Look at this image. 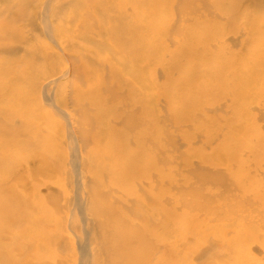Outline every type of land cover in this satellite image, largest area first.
<instances>
[{"label":"rangeland","instance_id":"374dc122","mask_svg":"<svg viewBox=\"0 0 264 264\" xmlns=\"http://www.w3.org/2000/svg\"><path fill=\"white\" fill-rule=\"evenodd\" d=\"M47 1L0 0V9L5 11L2 17L4 23L0 27L4 36L15 38L17 30L27 35L24 45L19 49L6 48L11 58L0 59V66H4L0 68L5 72L0 76V85L25 88L27 84L24 78H30L31 83L36 82L35 71L38 69L44 74L43 79L52 76L53 79L57 74L68 73L66 79L44 90L32 106L27 100L9 104L0 102V130L7 127L1 120L5 115H35L44 110L47 116V126L30 134L34 144L30 142L27 146H7L4 137L0 135V184L16 186L19 191L29 194L30 199H27L26 205L38 200L47 209L44 211L46 225H43V231L31 229L23 237L24 245L17 246L15 250L3 247L2 252L5 249L14 250L20 262L25 264H53L61 258L66 264H91L93 261L90 257L86 261L83 255L89 240L83 234L85 229L92 227L91 216L87 211L90 209V199L85 189V180L89 176L86 172L93 165L91 160L103 159L106 155L109 157L106 162L112 161L120 166L123 163L115 158V146H109L107 140L94 141L91 147H97L95 151L87 150L82 142V136L86 134L81 125L84 121L81 119L82 113L88 117L90 115L94 120L98 116L93 107L95 104L87 101L82 88L88 90L90 86L95 89L106 83L120 91L136 83L129 75L117 74L116 68L122 65L124 51L120 48L131 44L128 41L130 32L121 28L125 24L122 14H125V21L132 20L131 14L135 11L138 14L135 19L139 23V37H149L150 45L154 47L153 51H146L145 65L137 62L134 67L143 70L144 66L146 69V78L143 80L145 101L136 97L130 101L140 112L147 114V120H139L138 124L146 133L155 132L158 127L163 129L164 141L170 142L165 158L178 161L172 169L175 176L188 177L189 173L197 171L200 179H190L194 187L214 186L215 192L223 195L224 199L213 209L223 212L227 210L222 218L214 215L196 222L197 225L209 227L205 242L191 235L181 238L177 225L190 227L185 221L187 215L184 212L168 216L175 230L169 233L170 238H163L161 245L177 253L178 258L162 254L160 259L168 264H219L215 258L222 255L220 264H226L235 255L238 259L236 264H264V163L256 162L258 158L264 161V58L260 54L252 55V44L257 43L259 38L249 36L246 29V12L257 10L259 0H246L241 4H232L230 0H193L192 7L187 10L181 8V0H148L146 5L139 0L135 5L132 0H121L125 5L120 12V6H114L108 0ZM94 2L101 4L102 11H93ZM260 3L264 10V1ZM113 7L116 9L111 11ZM114 17L119 18L115 19L119 26L114 34L107 36V24H111L110 18ZM12 18H15L16 28L5 22ZM70 26L89 30L82 32ZM146 28H150L147 33L143 31ZM96 34L104 37V40L96 41ZM91 36L93 38H89ZM87 38L90 43H84ZM143 46V42L137 45L146 50ZM257 49L260 51L259 46ZM185 54L189 56L185 57ZM97 55L104 62L95 63ZM175 55L181 56L176 64L172 59ZM226 56L237 58L235 67L225 64ZM30 60L36 63L34 67L30 66ZM76 62H79L80 72L75 67ZM250 72L254 74L252 78L247 77ZM96 107L100 109L99 112H108L107 118L99 114L103 118L96 125L113 120L109 125L111 135H125L128 125L124 118L115 113L119 112L116 100L112 104L101 102ZM190 115L192 119L183 121V117ZM229 123L234 124L235 128L231 129ZM42 140L48 141L50 145L40 153L36 143ZM159 142L154 137L146 146L139 147L152 154L156 145H160ZM239 143L246 147H241L239 154L232 153L239 149ZM183 157L189 159L187 165L181 164ZM209 176L219 179L213 183ZM100 179L99 185L107 182L105 178ZM81 193L85 196L81 197ZM184 193L191 200L205 201L193 193ZM168 197L183 199L173 190L168 191ZM129 198L117 196L116 202L123 200V203L127 199L133 202L137 196ZM238 203H243L244 209L235 208ZM120 207L123 208V205ZM35 211L26 210V215H36ZM143 217L154 219L149 213ZM15 229L10 228L9 231L21 235L22 231ZM151 230L158 233L153 227ZM50 231L54 233V238L45 246L42 244L43 234ZM1 237L9 236L1 233ZM98 242V245L100 242L102 246L106 245L104 239ZM223 243H229L230 248ZM207 248L213 257L218 256L213 260L201 257L199 254ZM192 250L193 253H190Z\"/></svg>","mask_w":264,"mask_h":264},{"label":"bare ground","instance_id":"6f19581e","mask_svg":"<svg viewBox=\"0 0 264 264\" xmlns=\"http://www.w3.org/2000/svg\"><path fill=\"white\" fill-rule=\"evenodd\" d=\"M42 1L48 2L47 0H42ZM108 1L111 2V4L114 6L116 5H118V7L120 6L119 12L121 9H123L122 7L125 5L123 2H121V0H108ZM139 1L145 5L148 4V0H139ZM243 1L246 0H230L229 2H232V4L239 2L241 4ZM252 1L253 0H251V2ZM262 1L264 0L258 1V5L260 4L261 6L259 5V7L256 8L257 10L246 12L248 15V24L246 29L248 30L249 36H251L252 38H259L257 43L255 42L254 44H252V55L254 56L260 54L264 58V10L262 8V4L260 3ZM132 3L135 5L136 3H138V1L132 0ZM180 4L183 10H187V8L192 7L193 0H181ZM242 6L241 8L244 9V6L243 7ZM92 8L93 11L95 10L102 11L101 4L97 2L93 3ZM114 8L115 7L111 8L110 10L113 11ZM61 9H64L65 11L64 7H62ZM133 9L136 10V7H134ZM82 11L84 12L85 10H81V12ZM4 12H5L4 10L0 9V27H2L4 23V20L2 19V17L4 16L3 15ZM54 12L55 11H53V13ZM243 12L245 11L243 10ZM78 13H80V9L78 10ZM88 13H90V11H88ZM131 17L133 18L132 20L129 19L130 21L129 20L125 21V14H122V21L125 22V24H123L121 28L123 30H127L130 32V38L128 39V41L131 42V44L127 45L128 47L126 46L120 48V50L124 51V53H122L123 56L121 62L122 65L116 66V68L118 69L117 74H126L125 76L129 75V77H131V80L135 81L136 83H134L131 87H124L120 89V91L115 90L106 83H104L103 86H99L95 89H92V87L90 86L88 87V90H84L82 88L83 94H85V98L87 99V101H91L92 104H95L93 105V107H95L96 113L98 114L96 120H94L90 118V115L88 117L82 113L83 117L81 119L84 121L82 122L83 124L81 123V125L86 130V134L82 136V142L86 145L87 150L95 151V148L97 147L94 148L91 147L94 141L97 142V141L107 140L109 142L108 144H110L109 146L111 145L115 146L113 148L115 158H119L120 161L123 163V165L120 166L118 163H114L112 161L106 162V160L109 158L106 155L103 159L101 158L98 160H91L93 165H91L86 172L87 174H89V176L85 180L86 181L85 189H86L87 197L89 196L88 198L90 199V207H89L90 209L86 206L89 209L86 210L89 211L88 213L91 216L90 220L92 223V227L91 229H85V234H83V235H87L89 238L87 245L85 246L86 248L83 251V255L86 261L88 260L89 257L91 258V260H93L91 264H168L164 262L163 259H160L159 256L162 254L165 256V254H167L168 256H170V258H172L173 256L178 258L177 253H175L172 250H166V247L161 245V241L163 240V238L165 237L170 238L169 233L175 230V226L173 225V222L170 221L171 217L169 219L168 216L170 215L175 216V214L177 215V213L184 212L187 215L186 217L187 219L185 221L188 223L190 227H187L186 225H182V226L177 225L181 238L184 239L187 238L189 235H191L192 237L197 236V238L199 237L203 241L204 239H206V235H207L206 233L208 232L209 227L200 224L197 225L196 222L201 218H206L214 215L217 216L216 218H222L224 212L227 211L226 209L224 212L218 209H213V208H217L218 205L216 204L223 201L224 199L223 195L221 194L219 195L218 193L215 192L216 189L214 186H203L201 188L194 187L191 181L200 179L197 171L194 172L191 170L192 172L189 173L188 177L180 178L178 176H175V174L172 172V169H174L175 164H178V161L173 158L172 159L165 158V154H167L166 151L167 145H169L170 142L164 141L165 131L163 129L158 127L155 130V132L146 133L143 127L138 124L139 120L140 122L141 121L144 122L145 120H147V114L146 112H140V110L134 107L132 103L130 104V101L132 100L133 97L139 98L140 101H145V97L143 95L145 92L143 88V80L146 78V69L143 65H142L143 70H137L134 67L137 62H142L145 65L146 51H148L149 53L150 51H153L154 47L150 45L151 42H149L150 41L149 37L147 36L139 37L140 34V30L138 28L139 23L135 19L138 17V14L134 11V13L131 14ZM110 19H112L111 24L110 23L107 24L108 26L106 27V29H108V31H106L108 32L107 36H109L110 34L111 35L114 34L116 32L115 29H117L119 26L117 21L115 20L119 18L114 17ZM5 22H9L12 28L13 27L16 28V24H14L16 23L15 18H12L11 20L7 19L5 20ZM64 27L69 28L68 26H64ZM70 27L73 29H79V31L81 30L80 26H70ZM84 30L86 31L89 29L83 28V30L81 31L84 32ZM148 30H150V28L143 29L145 33H147ZM16 32L17 35L15 36V38H6L3 32L0 30V59L2 58L4 59L6 57L11 58V55L8 52H6L7 47H13L14 50H17L24 45V41L27 38V35L22 32H19L18 30ZM93 36L89 38H93ZM96 36H94L96 37V41L104 40V37H101V35L96 34ZM85 41L86 42L84 43H90V40L88 38ZM141 42L145 44V46L143 47H146V50L137 47V45ZM82 46L83 45L81 44V47ZM258 46L260 47V51H258L257 49ZM70 51H72V49ZM185 55H186L185 57L189 56L187 54ZM96 57H98V59L95 61V63H98V61L104 62V60L100 58L98 55ZM178 58H181V56H177V55L173 56L172 59L174 60V64H176V62L179 61ZM225 60H226L225 64L227 66L229 67L236 66L237 63L236 57L228 58L226 56ZM35 65L36 63L30 60V66L34 67ZM0 67H4V66H0ZM75 67L77 71L80 72V70H78L79 62H76ZM232 73L235 74L236 72L235 73L232 72ZM4 74H5L4 69L0 68V76ZM61 74L55 75L53 79H52L53 76L51 78L43 79L44 74H42V72H40V70L38 69L35 71V79H37L36 82L31 83L29 81L30 78L28 77L24 78L27 84V87L25 88L18 85H11V86L0 85V102L9 104L15 102L19 103V102H23V100H27L28 104L32 106L35 101L37 102V100L40 99L41 96L40 94L44 90H48L53 83H59L60 81L68 77V73L63 74L62 76ZM253 75L254 74L250 72L248 73L247 77L252 78ZM40 83H42V86H40ZM65 96L66 94H64V97ZM115 100H116V107L119 109V112H115V113H117L120 117L124 118L128 125V127L125 129L127 130L125 132V135L123 134L111 135V133L109 132V129L111 127L109 125L112 123L113 120H111V122L106 121L96 125V122H98L100 118H103V116L100 117L99 114H103L107 118V113H108V112H99L100 109L97 108L96 106H98V104L101 102L112 104L113 102H115ZM83 105L84 104H82V106ZM191 113L194 114L196 112H190V114ZM46 117L47 116L44 110L41 111V114L38 113L35 115H30V114H26V115L16 114L11 116L5 115L1 117V120L5 122V125L7 127L0 130V135L4 137L7 146H14V147L18 145L27 146L29 145L30 142L34 144L35 141L34 139L30 138L31 137L30 134L34 133L37 130H40V127L47 126L45 125V121L47 120ZM192 117H193L192 115L188 117H183V121L185 120L189 121L190 119H192ZM85 119L87 122L85 121ZM84 123L86 124L84 125ZM229 127H231V129L235 128L234 124L231 123H229ZM56 134L58 135V133ZM154 137L160 140L159 142L160 145H158L159 147L156 145V148L152 151V154L149 153V151L139 147L141 145L146 146L149 143V141ZM54 139L56 141V138ZM48 141L42 140L41 142L36 143L38 152L41 153L44 152L45 149L46 150L48 149L47 146L50 145L49 143L50 141L49 142ZM223 143L225 144V142ZM238 146L239 149L232 153L239 154L241 152V147L242 148L246 147V145H242L241 143H239ZM0 147H2V145H0ZM1 151L2 149H0V155L2 154ZM188 161H189L188 158L184 159L183 157V160L181 161L183 163L181 164L187 165ZM256 162L257 164L264 163L263 158H258ZM46 166H48V162L46 163ZM240 166L243 167L244 164L241 163ZM45 168L46 167H44L42 170H44ZM209 177H210V181L213 183L215 182V180L219 179V177H214V176H209ZM100 178L101 179L105 178L107 182L102 183V185H99ZM47 183L44 182V184ZM61 188L63 189V187ZM65 190L66 189H64V191ZM171 190L178 192L181 196H183V199L181 200L170 199L168 197V191ZM184 192L193 193L195 196L198 195L200 198H204L205 201L202 202V201L191 200L188 198V196L185 195ZM82 193L80 194L81 197L83 195ZM33 194L34 196H36V193L33 192ZM117 196H122L124 198H128L129 200H130L129 198L130 196H137V199L134 200L133 202H130L127 199L123 203H121L123 201L121 199L122 201L118 203L120 205H123L122 208L116 202ZM83 198H84L83 200L85 201V197ZM27 199H30L29 194H27L24 191L23 192L19 191L16 186H11L8 184H2V185L0 184V264H25L23 262L21 263L19 256L14 253L15 248H17V246H22L25 244L23 242V237L27 236V234L30 232L31 229L36 228L37 231L44 230L43 225L44 224L46 225V217L44 211L47 210L45 205L43 204L42 201L41 203L38 200L36 201L33 200L31 201L30 205H26ZM68 203L72 204V202H68ZM243 206H245L243 203H238L234 207L241 209L243 208ZM233 209L234 208H232V210ZM26 210H31V211L36 210L37 214L26 215ZM67 211L68 208L65 212L67 213ZM147 213L152 214L154 219L150 220L144 218L143 216ZM77 223L79 222L77 221ZM80 227L82 228V226ZM152 227L157 229L158 233H154V230H151ZM10 228H14V229L17 228L21 230L22 231L21 235L20 234L15 235L14 233H11L9 231ZM1 233L8 234L9 237H1ZM43 236L44 237L42 238V244L47 246L54 238V233L50 231L49 233L47 232L46 234H43ZM102 239L106 241V245L103 244L105 246L101 245L102 242H100L101 246L97 244V242ZM224 245H226L227 248H230L229 243ZM3 247L13 248L14 250L5 249V252H2ZM73 251L74 249L72 250V252ZM97 253L100 254L97 255ZM190 253H193V250L190 251ZM67 254L69 253L67 252ZM199 255H201V257H207L208 260L209 259L213 260L215 256H218L215 255L213 257L211 255V250L209 248L202 251ZM234 256L235 255H232L231 258H229V261H226L225 263L236 264L238 259L236 256H235L236 258ZM79 258H81V256H79ZM79 258H77V262ZM215 259L217 261L219 260L218 262L220 264L222 260V255L219 258L216 257ZM73 260L72 262H74ZM53 264H66V263L64 259L61 258L56 262L54 261Z\"/></svg>","mask_w":264,"mask_h":264}]
</instances>
